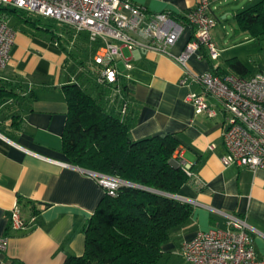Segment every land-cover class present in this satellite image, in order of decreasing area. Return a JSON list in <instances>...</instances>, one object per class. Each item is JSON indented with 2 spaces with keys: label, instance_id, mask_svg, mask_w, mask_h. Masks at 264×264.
Listing matches in <instances>:
<instances>
[{
  "label": "crops",
  "instance_id": "crops-1",
  "mask_svg": "<svg viewBox=\"0 0 264 264\" xmlns=\"http://www.w3.org/2000/svg\"><path fill=\"white\" fill-rule=\"evenodd\" d=\"M131 1L149 13L165 11L179 21L199 2ZM246 1L248 4L234 10L230 0H210V14L216 24L224 26L228 15L235 18L254 0ZM21 16L14 28L9 61L0 70V236L8 237L0 264H63L68 256L84 253L86 225L105 194L94 177L72 165L62 151L67 118L63 86L87 83L81 74L97 66L91 60L95 46H88L86 58L77 52L74 55L70 49L75 43L57 42ZM191 37L192 28L184 23L170 53L179 54ZM121 52L118 82L110 88L117 91L120 84L127 86L131 114L136 118L131 137L173 134L178 140L176 153L194 172L176 194L192 204V214L162 245V264H189L180 255L182 243L198 231L225 228L226 214L245 219L256 255L264 257V169L223 166L224 113L220 103L208 96L214 115L197 113L188 94L200 93L201 86L192 77L181 83L182 70L169 57L138 47L130 50L123 46ZM203 52L202 58H188L191 72L227 74L218 58L213 60ZM125 60L130 69H126ZM15 201L27 226L11 231L8 216Z\"/></svg>",
  "mask_w": 264,
  "mask_h": 264
},
{
  "label": "built area",
  "instance_id": "built-area-1",
  "mask_svg": "<svg viewBox=\"0 0 264 264\" xmlns=\"http://www.w3.org/2000/svg\"><path fill=\"white\" fill-rule=\"evenodd\" d=\"M2 7L56 19L76 33H85L89 45H95L91 57L99 67L97 82L116 85L120 75L117 58L122 57L123 46L130 50L143 48L169 57L182 70L181 83L187 77L201 86L200 93H189L197 113L214 115L206 97L216 99L224 113L223 143L225 153L220 160L223 166L237 165L250 169H264V74L219 75L212 71L193 73L188 58L208 56L216 60L219 49L211 36L216 19L210 14V0H199L197 5L179 21L168 12L149 13L131 0H0V70L10 57L15 31L8 24ZM192 28V37L177 55L169 49L176 43L183 24ZM126 69L131 65L125 60ZM188 178L194 176L191 165L180 161ZM67 165L68 163H63ZM105 193L113 195L121 184H130L115 176L88 171ZM187 201V200H184ZM189 202V201H188ZM15 201L8 216L11 231L26 228ZM8 248V237L0 236V252ZM180 255L189 264H264L253 248V235L245 219L226 214L225 228L198 231L182 243Z\"/></svg>",
  "mask_w": 264,
  "mask_h": 264
},
{
  "label": "trees",
  "instance_id": "trees-1",
  "mask_svg": "<svg viewBox=\"0 0 264 264\" xmlns=\"http://www.w3.org/2000/svg\"><path fill=\"white\" fill-rule=\"evenodd\" d=\"M2 10L17 12L9 7ZM18 16L22 17L19 13ZM24 19L41 28L29 16ZM235 20L252 36L264 35V0L251 2L238 11ZM45 30L57 42L79 46L82 34L87 42L83 46H89L87 35H75L72 28L67 32L75 38L64 40L52 29ZM228 65L236 74H248L247 67L238 59H229ZM98 71L96 66L81 74L87 83L63 86L67 118L62 151L72 165L130 184H121L113 195L104 194L86 225L84 253L68 256L63 264H162V245L173 229L183 225L192 214V204L176 197L180 187L191 178L183 171L176 153L178 140L173 134L137 140L131 137L136 118L131 114L127 86L120 84L114 91L110 85L97 82Z\"/></svg>",
  "mask_w": 264,
  "mask_h": 264
},
{
  "label": "rangeland",
  "instance_id": "rangeland-1",
  "mask_svg": "<svg viewBox=\"0 0 264 264\" xmlns=\"http://www.w3.org/2000/svg\"><path fill=\"white\" fill-rule=\"evenodd\" d=\"M246 1V0H245ZM237 3L235 0H230L231 8L236 10L240 8V4H248L246 1ZM250 4V2H249ZM4 10L8 16V24L10 27L18 28L20 19L18 13L23 16H29L32 21H36V24L44 28L52 29V31L61 36V39L64 40L66 37L75 38L74 34L67 32L71 29L68 25L49 17L41 16L35 12H25L22 10ZM222 26L220 23L216 24L213 29L212 39L219 49L218 63L223 68L227 74H232L234 71L229 67V59H238L241 61L248 69V74L254 73H263L264 74V35L254 37L250 32L243 30L235 18L230 14L228 15L227 20L223 21ZM74 31V29L72 28ZM15 31V30H14ZM46 34H51L49 31H45ZM75 35H78L74 31ZM212 33V32H211ZM82 43L80 46L73 45L71 47L72 53L75 55L80 54L82 58H86L89 55V47L83 46L84 43H87L86 40L82 37L79 38ZM223 48V49H222ZM117 62L119 59L117 58Z\"/></svg>",
  "mask_w": 264,
  "mask_h": 264
}]
</instances>
